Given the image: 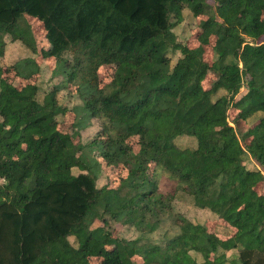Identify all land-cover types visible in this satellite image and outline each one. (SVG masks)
<instances>
[{"label": "trees", "instance_id": "16d2710c", "mask_svg": "<svg viewBox=\"0 0 264 264\" xmlns=\"http://www.w3.org/2000/svg\"><path fill=\"white\" fill-rule=\"evenodd\" d=\"M184 9L196 20L195 46L174 32ZM49 58L60 81L42 96L31 78ZM102 65L114 66L104 85ZM12 71L25 83L3 75ZM62 90L80 102L63 103ZM93 118L97 137L77 142ZM93 148L124 169L114 187ZM157 170L174 183L170 193L158 190ZM261 182L264 0H0V264H264ZM178 192L230 233L175 212ZM111 221L136 236L121 237Z\"/></svg>", "mask_w": 264, "mask_h": 264}, {"label": "rangeland", "instance_id": "374dc122", "mask_svg": "<svg viewBox=\"0 0 264 264\" xmlns=\"http://www.w3.org/2000/svg\"><path fill=\"white\" fill-rule=\"evenodd\" d=\"M28 21L31 24L36 45L38 46L40 50L46 49L48 45H47L46 38L43 35L41 24L39 23L38 20L33 19V18H30ZM174 32L179 41L186 42L189 46L197 45L196 20L195 18H193L189 10L187 9L183 10V21L174 29ZM11 50L12 51L14 50L13 46L11 47L10 51ZM16 50L20 51L21 47H18ZM22 55H23L22 52L14 54L13 57H9L8 54H5V57L1 59V62L3 65L8 64L12 62L13 59L20 58V56ZM177 56L178 54H174L172 55V58L175 59ZM214 57L215 56L211 50V47L205 46V59L210 62L212 61ZM39 62L41 64L40 73L32 77L31 81L36 82L38 84L40 91L42 92V96H43V94L47 92L48 90H50L54 84H57L60 81V77L52 74V71L54 68L53 59H50V58L43 59V60L39 59ZM113 68H114L113 65H102L98 68L97 72L99 75L101 85H104L110 81V79L112 78V74H113ZM3 75H6L9 78V80H11V82L13 84H16L17 86H21L22 84L25 83V81L15 76L13 71L9 73H4ZM211 80H212L211 76L206 77L203 82L204 86L205 87L208 86ZM74 88H75L74 85H70L69 89L74 90ZM243 89L244 88L241 89L240 94H243L244 92ZM58 98L63 103L66 102L68 104L80 102L77 96L70 94L66 90L60 91L58 94ZM235 114H236V111L231 110L229 112L228 120L231 121L232 118L235 116ZM258 117H259L258 113L254 114L252 117L249 118L248 124L249 125L254 124L258 120ZM73 119H74V114L72 111H70V113L64 119L63 124H61L59 127L65 130V128L68 125L72 124ZM235 128L238 131V133L244 132L247 129V125L240 123L239 125H236ZM99 129H100L99 120L96 118L91 119L90 125L87 128H84L79 131V135L76 137V141L81 142V143H88L89 141L97 137L96 133ZM177 141L179 142L181 146H189V147L194 146V140H192L189 137H182V138H179ZM130 142H131L133 151H136V149L138 148L137 137L131 138ZM88 152H89L90 157L96 158L98 160V162L100 163L101 169L106 173V175L109 176L107 178H110V180L108 181L110 183V186L114 187L119 181V176H122L124 174V169H122L121 167H110L109 165H107L105 161L99 156V153L95 148H93L91 151H88ZM246 164H247V167L249 168H253L255 165L254 162H252V160L250 159L247 161ZM152 169L154 168L151 166V169L149 170L150 174L152 173ZM155 178L157 180V186L160 192L164 194L171 192L174 183L172 184V182L167 178L165 173H163L161 170H157ZM104 182H105V178L98 180L97 186H100V184H103ZM257 190L261 193H264V182H261L258 185ZM188 200L189 198L187 194L178 192V200L176 199L174 201V211L179 212L180 214H183L184 216H186L187 218L195 222L203 223L206 220L205 225H206L207 230L210 231L212 234H216L220 238H223L228 233H230L229 227H227L224 224V222L216 219L215 216L211 214V212L209 211L200 210V209H197L191 206L190 201ZM93 224L97 225L99 224V222L95 220ZM111 225L115 227L116 231L121 237L130 239L136 236V231L134 230V228L128 225H123L119 222H114V221H111ZM165 229L170 230L168 228H165ZM169 233H172V232H169ZM69 240L73 242L74 239L70 237ZM229 253L230 252H228V254ZM132 259L135 263H140L142 261L141 257L138 255L133 256ZM94 261L96 262V260Z\"/></svg>", "mask_w": 264, "mask_h": 264}]
</instances>
